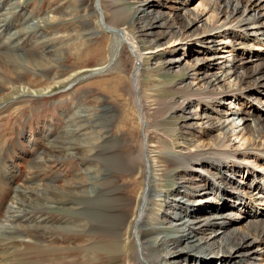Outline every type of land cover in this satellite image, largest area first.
<instances>
[{"label":"rangeland","instance_id":"rangeland-1","mask_svg":"<svg viewBox=\"0 0 264 264\" xmlns=\"http://www.w3.org/2000/svg\"><path fill=\"white\" fill-rule=\"evenodd\" d=\"M2 1L6 0H0V5ZM15 1L18 0L11 2ZM22 1L26 13L34 17L35 22L36 17H39L43 20L42 24L36 29L32 21H21L26 27V43H20L19 46L15 35L12 40L5 39V43H2L4 37L1 34L0 53L5 51L1 54H25L36 57L41 62L33 66L36 71L34 72L22 62L14 63L11 59H3V56L0 59V83H8L10 80L18 86L17 79L21 76L23 80L33 81L30 88H43L51 79L45 74L47 71L41 69L49 66L55 67L53 71L64 72L63 77L66 79L59 80L46 90L38 88L35 92L30 89L20 94L18 92L23 91L22 88L13 91L12 88L8 90V84L0 87V90L6 93L0 100V151H4L2 156L0 155V163L8 162L10 170L18 177L17 183L23 184L21 179L29 174L30 167L35 165L39 154L47 157V160L50 159L47 175L36 178L37 183L47 184L48 188L52 189L49 198L45 199V209L41 207L44 213L53 219H72L87 209L90 217L93 212L91 207L98 201L93 194L95 195V191L99 192L98 188L103 181H114L118 188H121V195L128 199L139 195L138 184L141 182V186H146L148 178L143 158L148 160L149 156L154 159L160 154L179 162L181 159L177 156L188 158L181 156L184 153L195 156L207 154V151L211 150H221L234 156L231 161L236 169L226 174L232 184L237 186L238 192L227 183L223 184L219 191L216 187L213 189L212 195L218 191V196L207 198L208 195L202 193L211 187L207 185V189H199L183 203L178 197L184 192V188L180 186L183 178L190 177L188 174H199L203 180L209 178V175L203 172V167L196 169L197 165L179 169L178 178L171 170H167L164 171L166 179L163 189L158 191L157 185L154 184L157 195L154 196L152 219L159 220L164 217L168 201L174 200L182 203L183 210L188 213H200V210L204 209L231 213L228 218V230H246L245 223L249 220L264 222V153L255 149L260 143L264 147V139L255 143L252 137L255 125H264V86H258L259 89L253 91H237L235 75L230 74L232 64L239 66L238 71L241 74L243 71L240 67L251 70L254 69L255 63L264 62V34H251L250 41L249 37L244 36H249V32L255 30L254 25L249 26V30H240L238 27L226 29L224 24L227 21L218 12L213 11L216 5L225 1H238L239 8H247V14L252 17L248 21L249 25L258 15L264 22V0H83L86 8H80L82 0ZM144 7L150 16H158L161 19L177 13L180 17L196 18V21L190 31L174 37L172 50L161 54L160 49L154 47L153 37L142 34V24L130 23V32L141 46L140 61L143 70L139 75L140 92L137 91L143 104L141 108L144 107V114L141 115L139 110L141 112L142 109L139 105L138 109L134 104L138 103V97H135L137 95H134L130 85L134 58L127 39L131 37L126 38L124 32L123 36L119 37L116 34L122 33H118L120 31L112 25L104 26L103 21L107 14L115 11L133 17L137 9ZM9 28L10 32L14 33L15 28ZM123 28L121 26L118 29ZM231 29L241 34L245 45L238 44L239 38H235L234 43L233 37L230 36ZM152 30L161 35L164 27ZM207 30H211L209 35H206ZM206 36L212 42H200ZM254 37L259 40H253ZM206 50L208 51L205 52ZM200 62H204L209 68L206 75L211 73L218 78V81L214 82L216 90H224L226 94L215 97L217 103L212 105L207 102L197 105L193 102L191 111L201 118L196 115L197 118H190L189 107L183 111L166 108V111H162L163 114L156 117L154 113L158 110L161 100L171 99L175 95V89L191 83L193 90H203L206 85L192 77V69L200 67ZM169 63H174V66L169 68ZM197 77L200 79L202 74ZM180 99L182 97L178 98ZM74 113L80 114L76 120L71 119ZM240 116H245V119L241 120ZM255 119L260 122L255 123ZM214 121L220 125V130L211 128L210 123ZM146 123L149 124L148 133L143 130ZM48 143L54 144L55 148H47ZM53 153L56 155L51 156ZM112 154L117 155L115 159L125 161H129L130 156L134 155L138 160L141 159L140 168L129 172V168L115 165L105 157ZM99 157L106 160L102 161ZM209 171L215 173L213 169ZM103 172L107 174L103 175ZM196 182H200V179ZM172 188L174 189L169 193ZM254 190L259 192L258 196ZM177 197L178 200H175ZM150 203L149 201L147 210L150 209ZM253 211L255 213L252 215ZM172 215L169 212V216ZM54 225L50 228L54 237H68L71 241L66 239L61 242L64 244L60 245L65 250L62 252L64 255L55 260L43 261L44 256H41L43 264H106L105 256L97 254L100 259L87 261L83 256L84 250L80 252L81 250L74 248L71 251L68 248L81 244V238L86 237L85 234L102 244H107V235L102 232L92 234L79 227L70 229L61 227L62 225L57 226V223ZM161 248L168 252L166 245ZM187 251L193 253L191 256L199 257L198 261L203 264H223L220 257L204 255V251L195 252L194 248L189 247L185 249L186 253ZM19 255L15 260L18 264H25V260H31L30 258L33 259L31 262L36 264L39 259L34 254L28 259H23L22 254ZM254 256H257V253H254ZM256 260H261L260 256Z\"/></svg>","mask_w":264,"mask_h":264},{"label":"bare ground","instance_id":"bare-ground-1","mask_svg":"<svg viewBox=\"0 0 264 264\" xmlns=\"http://www.w3.org/2000/svg\"><path fill=\"white\" fill-rule=\"evenodd\" d=\"M11 1L12 0L2 1V4L0 5V10L2 11L0 13V35L2 34V37H4L2 43H5V39L8 41L12 40V37H14L13 35H15V41L19 46L20 43H26V40H24L26 27L21 21H32L33 26L37 29V27L41 26V21L43 20H41L39 17H36L35 22V18H32L31 15H28L23 8L22 0L15 2ZM85 1L82 0L81 4H79L80 8L85 7ZM251 1L252 0H250V2ZM237 2L232 1V3H230V1H225L222 4L216 5L213 9V11L218 12V14L222 15L223 19L227 21L224 24L226 25V29L238 27L240 30H249V26L254 25L255 30H253V32L250 31L249 36L247 34L244 36V38L249 37L250 41H252L250 38L251 34L254 36L257 35L258 32L260 35L261 33L264 34V22L261 20L260 15L255 16L249 25L248 21L252 17L247 14L248 9L246 8L241 10ZM18 8H20L21 11H17ZM229 9L231 10L229 11ZM134 14L135 15L131 17V15L121 14L119 11L109 13V15L107 14L104 17L103 25L106 27L107 25H112L115 27V29L120 31L118 33L124 32L125 37H131V39H127L129 50H131L132 57L134 58L130 85L133 87L134 95H137L135 97H138V103L136 102L134 104H136L137 107L139 105L141 108L143 104H141L142 102L137 92H140L139 75L143 70L141 68L142 66L140 61L141 46L140 42L137 41L138 39H135L130 32V23H141V29H143L142 34L144 36L149 35L153 37L152 42L154 47L160 49L161 54L163 52L172 50L171 44L173 43L174 37L178 34L181 35L182 33L185 34L186 32L190 31L195 24L196 18H192L190 16L180 17V14L172 13L168 18L161 19V17L158 16H150L146 7L137 9ZM128 20L129 22H127ZM121 26L124 28L122 30L118 29ZM9 27L15 28L14 33L10 32ZM163 27L164 30L161 35L156 34V32L152 30V28ZM210 31L211 30H207L206 35H209L208 33ZM124 33L116 35L122 37ZM230 36L233 37L234 43L235 38H239L240 42H238V44H244L241 34L236 30L233 31L231 29ZM165 38L168 39L164 40ZM253 40L259 39L254 37ZM208 41L212 42L208 36L200 40V42L205 43ZM17 44L14 43V46L17 47ZM208 49H210V47H208ZM207 51L208 50L205 52ZM2 52L5 51H1V53ZM1 53L0 59L5 56L3 59L8 58L14 63L18 62L19 64L22 62L26 68H29L34 72L36 71L33 66H37L38 63L41 62L38 58L25 54L20 56L8 55V52L4 53V55ZM240 54H242V52H240ZM253 55H255V53ZM232 65L233 67L230 71V74L235 75L236 81L238 83L237 91H253L255 89H259L258 86H264V62L255 63L254 69L251 70L247 67H240L243 71L241 74H239L238 71L239 66L235 64ZM173 66L174 63H169L168 67L171 68ZM199 66L200 67L197 69H192V77H195L194 79L202 81V83L206 85L204 86L203 90H193L191 83L186 84V88L182 87L175 89V95L171 97V99H167L165 101L161 100V102L159 101V108L154 113L156 117L163 114L162 111H164L166 108L170 110L178 109L183 111V109L189 107V113L191 115L190 118H194L196 116L201 118V116H199L196 112L191 111V108L194 104L193 102H196L197 105H200L201 102H207L209 105H212L217 103V98L215 97L226 94L224 90H216V85L214 82H217L218 78L215 74L210 73L209 75H206V72L209 70L207 64L200 62ZM54 68V66H49L41 69V71H47L45 74H47L48 78L51 80L50 82H47L46 86L43 88H40L39 86V89H49L52 84L59 82V80L61 81L66 79L63 77L64 72L59 73L58 70L53 71ZM200 74H202V77L198 79L197 75ZM59 77L63 78L58 79ZM30 80L31 79L23 80L20 76V78L17 79L18 86L14 85V81L9 80L10 82L8 81V83H0V87L3 85L6 86V84H8V90L12 88L13 91L22 88L23 91L17 90L20 94V92H25L26 90L30 91V89H32L30 86H32L33 81ZM38 88L33 87L32 90L36 92ZM234 92L235 91H233V93ZM3 94L6 93L1 91L0 100L3 97ZM181 97L182 99L178 100V98ZM143 108L144 107L141 108V112L139 110L141 115L144 114ZM236 113L239 114V111ZM79 116L80 114L74 113L71 119L78 118ZM239 118L244 120L245 116H240ZM254 122L256 123L260 121L255 119ZM210 126L212 129L220 130V125L215 123V121L214 123L211 122ZM148 129L149 124H144V133H148ZM252 137L254 138L255 143L257 140L258 143H260L261 140L264 139V125L257 123L254 127V131L252 132ZM53 145L48 143L47 148L50 147V149L53 150L55 148ZM256 148L261 153H264V147L262 143L257 144L255 146V149ZM207 152V154L195 156L184 153L181 156L185 155L188 158L184 159L183 157L177 156L181 159L178 162L167 155L166 157H163L160 154L159 156H155L154 159L147 156V160L143 158L144 156L142 150L141 157L146 163L148 178L146 186H141V182L139 184L137 183L138 188L140 189L139 195H135V197L128 199V197L126 198L121 195V188H118L114 181H103L100 186L98 185L99 192L95 191V195L93 194V196L96 197L98 201L95 202L91 207V211H93L92 215L89 217V214H87L88 210L85 209L83 212L81 211V215H76V217L72 219H53L44 213L43 209H41L46 201L45 199L49 198V192H51L52 189L48 188L47 184L37 183L38 181L36 178H39L44 174L47 175V168L50 165L49 158V160H47V157H42L39 154V157L35 161V165L30 167L31 169L29 174L21 179L23 184L17 183L18 177H15L13 171L10 170L8 162H1L0 264H18L15 260L20 256L19 254L23 255V259H28L34 254V256L37 258L39 257L36 264L42 263L45 260H55L58 258V256L64 255V253H62L65 251L62 247L64 244L61 242H65L66 239H70L71 241V238L68 239V237H60L59 239L58 237H54V233L50 230L51 227L53 228V226H55L54 223H57V226L62 225L61 227H69L70 229L78 227L81 230L86 229L85 231L92 232V234L102 232L105 234V236L107 235L109 237L107 244H102L99 241H96V239L92 238L90 235L85 234L86 237L81 238V244L69 246L68 250L71 251L74 248H76V250H81L80 252L84 250L83 256L87 261H90L93 258L96 260L98 258L100 259L101 257L97 256V254H99L106 257V264H203L198 261L199 257L191 256L193 253L190 251H187V253L185 252V249L189 247L194 248L195 252L204 251V255L207 256L215 255L216 257H220L223 264H264V222L262 220H249L245 223L247 227L246 230H228V218L231 213H221L214 209H199L200 213H188V211L185 212L183 210L184 208L182 207V203H177L176 201L169 199V203L166 202L168 203V207L166 211H164V217L160 218L159 220L152 219L154 212L153 206L155 203L154 196L156 197L157 195L155 194L156 189L154 184L157 185L158 191L163 189L166 179L164 171L167 170H171L174 173L173 175H176L178 178L179 169L190 168L192 165H197L198 168L196 169H202L203 167V172H206L209 175V178H203V180L199 174H188L190 177L183 178V180L180 182V186L184 188V192L182 195L178 196L183 203L188 200L190 195L196 194L199 189H207V185H211V187L207 190H203L202 192L208 195L207 198H209V196H211L210 198L218 196L219 193L217 192L220 190L221 186L227 183H229V186L238 192L239 189L236 188V185L232 184V182L227 178L226 174L228 171L231 173L236 169L231 161L232 157L234 156H232L227 151L221 150H211ZM3 153L4 151H0L1 156ZM55 155L56 153L51 156ZM116 156V154H112L111 156L105 157L110 159L111 162L113 161L115 165L129 168V172H133L135 169L140 168L139 160L141 159L138 160V158L134 155L130 156L129 161L115 159ZM99 159H102V161L106 160L105 158L101 157H99ZM228 160H230V162H228ZM179 163L182 164L180 165ZM209 169H213L215 173L210 172ZM105 174H107V172H103V175ZM198 179H200V182H196ZM20 184L22 187L19 186ZM215 187L218 191L212 195L214 193L213 189ZM260 188L262 190L261 186ZM173 189L174 188H172L169 193L172 192ZM254 193H257V196L259 194L257 190H254ZM178 197L175 198V200H178ZM149 201L151 202V205L149 206L150 209L147 210ZM157 204L158 203H156V205ZM176 208L179 213L176 211ZM255 209L257 208L255 207ZM169 212L173 215L169 216ZM254 213L255 211H253L252 215ZM171 220L173 222H171ZM10 238L13 239L8 242ZM165 245L168 248V252L161 248ZM85 251L92 252V254H88V252L85 253ZM254 253H257V256H254ZM172 254L175 255L173 256ZM41 256H44L43 261H41ZM258 256L261 258L259 261L256 260ZM30 259L31 260H25V264H35L31 262L33 259Z\"/></svg>","mask_w":264,"mask_h":264}]
</instances>
